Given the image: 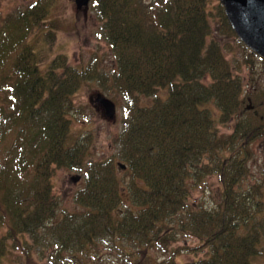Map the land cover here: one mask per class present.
Masks as SVG:
<instances>
[{"label":"trees","instance_id":"16d2710c","mask_svg":"<svg viewBox=\"0 0 264 264\" xmlns=\"http://www.w3.org/2000/svg\"><path fill=\"white\" fill-rule=\"evenodd\" d=\"M210 1L92 0L118 64L113 82L126 103L120 158L130 182L121 183L112 161L92 163L74 197L86 212L60 221L54 173L84 165L89 147L69 146V116L81 87L100 80L98 64L79 69L64 55L44 63L30 40L49 27L50 0L17 17L0 12V264L8 244L38 264L32 242L47 237L79 255L105 239L137 246L142 264H252L260 255V231L249 223L262 204L252 206L238 187L252 143L264 137V90L246 92L211 38ZM215 9L222 33L236 36L224 7ZM160 90L165 98L142 105V96ZM213 175L223 205L193 210L192 189ZM179 234L199 242L186 250L209 256L189 263L177 261V250L162 261L151 257Z\"/></svg>","mask_w":264,"mask_h":264},{"label":"rangeland","instance_id":"374dc122","mask_svg":"<svg viewBox=\"0 0 264 264\" xmlns=\"http://www.w3.org/2000/svg\"><path fill=\"white\" fill-rule=\"evenodd\" d=\"M47 0H0V12L6 17L18 16L29 6ZM52 5L46 21L49 27L37 32L30 40L35 51L45 61L51 63L58 56L64 55L71 65L84 69L90 62L96 60L100 80L88 81L73 97L76 111L69 118L71 132L69 146L78 142L89 147L84 165L79 169L57 168L54 173V196L59 202L56 219L62 220L65 213L82 215L86 209L75 202V194L85 187V175L92 163L112 161L117 168L121 183H129L130 177L126 170L118 164H123L120 158V137L124 128L125 100L114 86L113 75L118 69L116 57L108 43L104 24L97 14L96 5L91 2L88 8L78 10L75 0H50ZM219 0H211L209 4L213 39L222 47L227 60L236 75L243 79L246 92L264 90V62L254 57L249 49L235 35H224L219 21ZM167 91L160 90L156 97L142 96L143 106H151L157 97L165 98ZM99 95L111 100L116 106L114 120L107 118L103 107L96 102ZM221 134L232 132V125L220 126ZM252 157L249 160V172L241 182L238 191L253 203L261 202V209L255 220L249 225L260 231V255L253 259L252 264H264V137L251 145ZM80 177L75 183L73 178ZM197 184V183H196ZM124 185V184H123ZM222 185L216 176H206L192 189L190 204L192 209L213 210L223 205ZM253 197V198H252ZM124 202L131 205L128 195ZM132 206V205H131ZM176 225V223H173ZM85 250L82 255L61 251L56 241L47 237L40 244L29 241L37 248L38 264H142L137 246L123 245L105 239ZM199 242L190 235L179 234L167 246V250L154 248L150 251L154 260L162 261L178 251L177 261L189 263L209 256L206 250H186L184 247L195 248ZM79 255L81 258H72ZM2 264H27L20 251L8 244L7 254Z\"/></svg>","mask_w":264,"mask_h":264},{"label":"water","instance_id":"95a60500","mask_svg":"<svg viewBox=\"0 0 264 264\" xmlns=\"http://www.w3.org/2000/svg\"><path fill=\"white\" fill-rule=\"evenodd\" d=\"M229 23L240 41L258 57L264 59V0H219ZM92 0H75L78 10L88 8ZM96 102L105 110L108 119L116 116L115 104L99 95ZM122 170L126 166L118 164ZM75 183L80 177L73 178Z\"/></svg>","mask_w":264,"mask_h":264}]
</instances>
